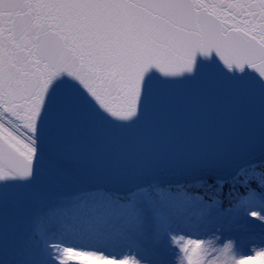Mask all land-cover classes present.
I'll return each instance as SVG.
<instances>
[{
    "label": "snow or ice",
    "instance_id": "1",
    "mask_svg": "<svg viewBox=\"0 0 264 264\" xmlns=\"http://www.w3.org/2000/svg\"><path fill=\"white\" fill-rule=\"evenodd\" d=\"M0 264H264V0H0Z\"/></svg>",
    "mask_w": 264,
    "mask_h": 264
},
{
    "label": "rangeland",
    "instance_id": "2",
    "mask_svg": "<svg viewBox=\"0 0 264 264\" xmlns=\"http://www.w3.org/2000/svg\"><path fill=\"white\" fill-rule=\"evenodd\" d=\"M243 231H244L243 226L242 225L241 226H238V232H237V234H242ZM249 247H250V245L247 242H245V245H244L245 251H247ZM105 254L106 255L111 254V255L119 256L120 255V252H119L118 249H107L106 252H105Z\"/></svg>",
    "mask_w": 264,
    "mask_h": 264
},
{
    "label": "trees",
    "instance_id": "3",
    "mask_svg": "<svg viewBox=\"0 0 264 264\" xmlns=\"http://www.w3.org/2000/svg\"><path fill=\"white\" fill-rule=\"evenodd\" d=\"M226 190V189H225Z\"/></svg>",
    "mask_w": 264,
    "mask_h": 264
}]
</instances>
